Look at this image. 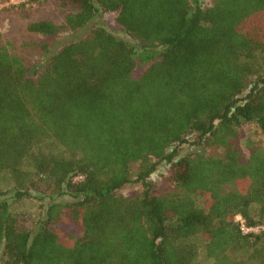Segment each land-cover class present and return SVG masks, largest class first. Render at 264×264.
Segmentation results:
<instances>
[{
  "label": "trees",
  "instance_id": "16d2710c",
  "mask_svg": "<svg viewBox=\"0 0 264 264\" xmlns=\"http://www.w3.org/2000/svg\"><path fill=\"white\" fill-rule=\"evenodd\" d=\"M59 1L27 30L90 31L33 73L0 41V264H264V0Z\"/></svg>",
  "mask_w": 264,
  "mask_h": 264
},
{
  "label": "rangeland",
  "instance_id": "374dc122",
  "mask_svg": "<svg viewBox=\"0 0 264 264\" xmlns=\"http://www.w3.org/2000/svg\"><path fill=\"white\" fill-rule=\"evenodd\" d=\"M6 0H0L4 2ZM211 0H203V4H209ZM66 9L60 6L59 0H20L17 3L0 9V41L8 44L11 52L16 53L24 58L30 73L36 69V63H41L45 55H49L58 50L61 45L75 36H82L89 33V27H84L76 31L63 30L55 37L41 36L27 30V24L37 20H50L56 24L64 21ZM97 23H104L105 26L114 28L113 15L110 13H100L93 20ZM113 30V29H112ZM120 34V33H119ZM47 52H46V51ZM46 52V54H45ZM142 72V67H136L132 74L137 77ZM254 139L264 143V135L254 124H244L241 126V147L243 148L245 141ZM191 149L184 148L182 153H187ZM245 150V147H244ZM216 148L208 147L205 153H215ZM219 152V151H217ZM135 172V166L132 168ZM167 167L160 165L158 171L152 175L153 183L159 191H171L172 184L166 179ZM142 190L140 183L125 184L118 190L123 196L133 195ZM73 199L69 196H61L58 198H43L39 202L33 199L24 198L17 202L16 210L24 212V224L30 226L42 213V207L52 202H71ZM14 204V203H13ZM60 230H65L64 224L59 225ZM199 242H202L201 240ZM198 261L205 262L202 250L198 255Z\"/></svg>",
  "mask_w": 264,
  "mask_h": 264
},
{
  "label": "built area",
  "instance_id": "2783aa9c",
  "mask_svg": "<svg viewBox=\"0 0 264 264\" xmlns=\"http://www.w3.org/2000/svg\"><path fill=\"white\" fill-rule=\"evenodd\" d=\"M20 0H6L3 3L0 2V9L5 6L13 5L17 3ZM81 177H78L77 179H80ZM235 219L239 221L240 223V230L243 234L245 233H250V232H258L259 230L264 229V225H258V226H253V227H247L245 226L243 220L240 218V216H236Z\"/></svg>",
  "mask_w": 264,
  "mask_h": 264
}]
</instances>
